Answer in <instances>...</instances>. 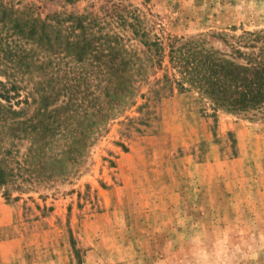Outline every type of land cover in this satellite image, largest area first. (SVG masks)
<instances>
[{
    "label": "rangeland",
    "instance_id": "obj_1",
    "mask_svg": "<svg viewBox=\"0 0 264 264\" xmlns=\"http://www.w3.org/2000/svg\"><path fill=\"white\" fill-rule=\"evenodd\" d=\"M1 1L41 16L105 3ZM124 1L164 53L173 36L229 50L226 42L244 30L264 31V0ZM2 34L12 48L10 30ZM140 40L129 44L140 51ZM0 54L8 89L0 85V109L11 105L13 120L47 76L17 73L10 52ZM177 77L166 56L147 71L134 103L108 121L69 180L18 178L0 188V264H264V118L217 108ZM0 144L21 159L28 141L7 133Z\"/></svg>",
    "mask_w": 264,
    "mask_h": 264
},
{
    "label": "trees",
    "instance_id": "obj_2",
    "mask_svg": "<svg viewBox=\"0 0 264 264\" xmlns=\"http://www.w3.org/2000/svg\"><path fill=\"white\" fill-rule=\"evenodd\" d=\"M4 28L13 36L10 49L3 46ZM136 37L145 49L130 46ZM226 43L229 50H220L201 37L173 36L164 53L139 9L124 0H105L98 11L43 16L29 5L0 0V51L14 57L17 73L39 69L47 76L22 100L19 118L8 120L6 112H15L11 105L0 109V135L28 141L21 159L12 144H0V188L18 178L75 176L108 121L134 103L137 85L165 56L180 88L196 90L227 112L264 118V31L244 30Z\"/></svg>",
    "mask_w": 264,
    "mask_h": 264
}]
</instances>
